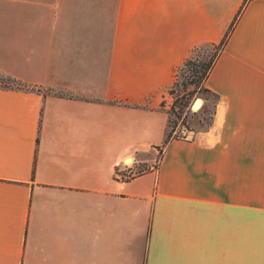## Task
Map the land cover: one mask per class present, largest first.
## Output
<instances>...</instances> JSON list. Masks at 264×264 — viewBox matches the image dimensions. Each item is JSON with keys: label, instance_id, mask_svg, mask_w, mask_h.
<instances>
[{"label": "crops", "instance_id": "0c3cea01", "mask_svg": "<svg viewBox=\"0 0 264 264\" xmlns=\"http://www.w3.org/2000/svg\"><path fill=\"white\" fill-rule=\"evenodd\" d=\"M243 1L0 0V73L27 86H0V264H264V0ZM225 36L210 125L165 142L176 69Z\"/></svg>", "mask_w": 264, "mask_h": 264}, {"label": "trees", "instance_id": "16d2710c", "mask_svg": "<svg viewBox=\"0 0 264 264\" xmlns=\"http://www.w3.org/2000/svg\"><path fill=\"white\" fill-rule=\"evenodd\" d=\"M248 0L243 1V6L247 3ZM240 12V10H239ZM236 19V18H235ZM226 41V36L219 42V43H211V44H205V45H200L196 47L191 55L187 57L183 63L177 68V69H186L187 70V75L184 76L183 81L181 82V88L179 90V93L176 95L177 97L175 98V104L178 100V98L182 101V98L185 100L180 103L181 107H184L187 105V96L193 94L196 91V88H200L205 92L211 93L208 89L204 87V81L206 77L208 76L218 54L220 51L223 49V46ZM206 48H209V52H206ZM2 80H7L8 83L9 81L13 82L15 81L9 76H2ZM175 83V82H174ZM169 88V93H173V84ZM3 87H9L8 85H0ZM192 86V87H189ZM213 95V101L211 103V106L206 103V101L203 102L202 106L199 109L200 114H206L205 116L203 115L201 119H198V122L203 125L201 129L207 128L210 123H211V118L214 110V105H215V100H216V95L211 93ZM174 106V103H173ZM210 108V109H209ZM171 111L174 112L173 107H171ZM207 113L209 115H207ZM170 124V120L168 118V123H167V132H166V137H165V142H167L170 138L172 137H179L177 134H172L173 126L170 131H168V126ZM188 131L196 130L193 127H188Z\"/></svg>", "mask_w": 264, "mask_h": 264}, {"label": "rangeland", "instance_id": "374dc122", "mask_svg": "<svg viewBox=\"0 0 264 264\" xmlns=\"http://www.w3.org/2000/svg\"><path fill=\"white\" fill-rule=\"evenodd\" d=\"M209 48H206V52H209ZM187 70L186 69H176L175 71V77H174V81H173V93L170 94L169 93V103H171V105H169L168 108V118L170 120V124L168 126V131H170L172 129L173 126V131H176L179 128V125L181 124H186L188 127H193L194 129H201L203 127V125H201L198 122V119H201L202 116L206 115V114H200L199 109L202 106L203 102L206 101V103H208L211 106V103L213 101V95L211 93L205 92L200 88H196V91L187 96V105L184 107H181L180 103H182L185 99L182 98V101L178 98L176 104H175V98L177 97L176 95L179 93V90L181 88V82L184 79V76L187 75ZM2 76H8L5 74L0 73V85H8L9 87L12 88H24L27 87L22 81L15 79L13 77H11L12 79H14L15 81L11 82L7 80H2ZM10 77V76H9ZM192 87V86H189ZM200 98L202 100V104L201 106L195 110L192 109V104L195 101V99ZM166 101V100H165ZM174 103V106H173ZM171 107H173L174 112L171 111ZM210 109V108H209ZM207 115H209L207 113ZM145 168H139L138 171H143Z\"/></svg>", "mask_w": 264, "mask_h": 264}, {"label": "built area", "instance_id": "2783aa9c", "mask_svg": "<svg viewBox=\"0 0 264 264\" xmlns=\"http://www.w3.org/2000/svg\"><path fill=\"white\" fill-rule=\"evenodd\" d=\"M169 105H171V103H169ZM187 133H188L187 125L181 124V125H179V128L173 132V135L177 134L179 137H185L187 135ZM151 168L154 169L155 165H153ZM129 175H130V173H128V176ZM126 176H127V173H126Z\"/></svg>", "mask_w": 264, "mask_h": 264}, {"label": "water", "instance_id": "95a60500", "mask_svg": "<svg viewBox=\"0 0 264 264\" xmlns=\"http://www.w3.org/2000/svg\"><path fill=\"white\" fill-rule=\"evenodd\" d=\"M202 104V100L200 98L195 99V101L192 104V109L197 110Z\"/></svg>", "mask_w": 264, "mask_h": 264}]
</instances>
